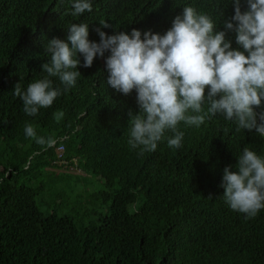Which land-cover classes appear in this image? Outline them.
I'll use <instances>...</instances> for the list:
<instances>
[{
  "label": "trees",
  "instance_id": "trees-1",
  "mask_svg": "<svg viewBox=\"0 0 264 264\" xmlns=\"http://www.w3.org/2000/svg\"><path fill=\"white\" fill-rule=\"evenodd\" d=\"M73 2L0 0V264H264V209L247 219L225 203L221 187L224 168L237 171L245 147L264 156V137L255 130L236 132L234 121L217 114L198 128L181 122V148L168 146L173 133L166 132L156 151L140 155L128 144L129 113L140 112L137 93L108 85L100 57L90 68L80 66L75 87L36 116L13 94L17 83L26 90L47 75L45 45L53 38L68 42L73 23L88 24L95 42L101 20L112 25L102 29L108 35L164 28L163 35L185 6H193L223 31L235 10L232 0H91L93 11L79 16L71 15ZM227 36L233 50L243 51L234 33ZM26 124L56 145L43 149L25 135ZM62 161L85 172L84 190L92 176L104 181L91 197L103 204L97 215L63 213L62 199L75 198L63 193L55 208L39 205L50 178L44 173Z\"/></svg>",
  "mask_w": 264,
  "mask_h": 264
},
{
  "label": "clouds",
  "instance_id": "clouds-1",
  "mask_svg": "<svg viewBox=\"0 0 264 264\" xmlns=\"http://www.w3.org/2000/svg\"><path fill=\"white\" fill-rule=\"evenodd\" d=\"M232 2L235 10L224 21L223 31L217 30L210 15L193 6H185L163 35L164 28L108 35L102 29L112 25L101 20L95 29L100 41L95 42L89 39L88 24L73 23L67 30L68 42L53 38L45 45L50 60L41 67L47 75L29 83L26 90L17 83L13 94L23 101L28 116H36L75 87L80 66L90 68L100 57L105 59L108 85L124 95L137 93L140 112L129 113L128 144L140 155L156 151L166 132L173 133L168 146L181 148V122L198 128L217 114L234 121L236 132L255 130L264 137V111H256L264 106V0ZM72 7V16L93 11L91 0H74ZM228 32L235 34L243 51L232 49ZM52 77L63 89L54 87ZM24 131L45 150L57 143L54 137L38 136L32 124H26ZM236 168L223 170V198L231 210L253 219L264 209V156L245 147Z\"/></svg>",
  "mask_w": 264,
  "mask_h": 264
},
{
  "label": "rangeland",
  "instance_id": "rangeland-1",
  "mask_svg": "<svg viewBox=\"0 0 264 264\" xmlns=\"http://www.w3.org/2000/svg\"><path fill=\"white\" fill-rule=\"evenodd\" d=\"M77 164V162H76ZM58 168H48L47 173L45 172L43 176L46 177L47 174L50 175V178H46V185L48 186V190L45 193H42L38 196V203L44 209L55 208L53 206H57L58 193L65 194L64 197L75 196L74 202L68 201L66 199H62L66 201V209L62 211L63 213H73V216H77V212H80L83 217L85 215L83 212L87 209L91 210L97 215V212L100 211V206H103L102 202H94L91 197L96 193L103 190L104 181L96 179L92 176V180H90L89 185L86 190H84V185L86 183V174L84 171L80 170L77 165L71 166L66 162H60L58 164ZM51 169V170H50ZM52 176V177H51ZM88 177H91L88 175ZM25 183V181H23ZM30 183V182H29ZM31 184V183H30ZM32 185H37L34 182ZM83 185V189L81 187ZM52 194H54V198L52 199ZM88 197L90 200V205L82 206V198ZM52 199V201H51ZM51 203V204H50ZM106 205V204H105ZM87 220H91V217H86Z\"/></svg>",
  "mask_w": 264,
  "mask_h": 264
}]
</instances>
